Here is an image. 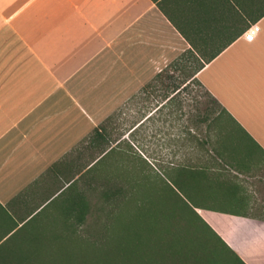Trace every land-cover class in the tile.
Instances as JSON below:
<instances>
[{
	"label": "crops",
	"instance_id": "0c3cea01",
	"mask_svg": "<svg viewBox=\"0 0 264 264\" xmlns=\"http://www.w3.org/2000/svg\"><path fill=\"white\" fill-rule=\"evenodd\" d=\"M254 24L260 30L248 41ZM188 50L211 60L195 78L247 140L246 150L264 153V0H0V252L35 214H82L73 189L79 173L63 185L58 177L86 140L107 141L128 105L158 97L159 85L155 93L143 88ZM170 103L162 98L141 114L125 139L138 133L143 147L150 131L157 142ZM102 126L106 139L92 141ZM213 145L208 167L179 164L174 152L173 168L163 170L179 181L181 191L167 179L187 202L197 201L199 189H213L217 173L241 169ZM230 187L226 207L194 210L245 264H264V222L232 215L244 213L235 211L238 195Z\"/></svg>",
	"mask_w": 264,
	"mask_h": 264
},
{
	"label": "rangeland",
	"instance_id": "374dc122",
	"mask_svg": "<svg viewBox=\"0 0 264 264\" xmlns=\"http://www.w3.org/2000/svg\"><path fill=\"white\" fill-rule=\"evenodd\" d=\"M159 88L162 91L158 97L152 94L142 104L128 105L121 116L118 114L117 121L107 130L106 142L93 145L86 140L69 172L58 177L63 185L79 173L73 189L82 202L78 205L82 222L78 214H38L5 244L11 249L0 252L2 261H16L19 257L6 254L14 251L18 255L21 251L23 255L35 246V264H236L197 219L206 218V214L200 210L197 214L194 208L226 207L221 202L226 188L231 186L240 198L233 204L235 211L244 213L232 215L264 222V153L254 150L250 155L245 148L249 143L232 119L195 82L166 105L157 142L150 137V131L145 132L148 138L145 137L143 147L136 142L138 133L125 139L141 114L160 103L164 90ZM173 90L170 88L167 93L171 95ZM115 141L120 142L116 148ZM213 143L221 151L223 148L238 165L236 169H241L235 172L226 168L217 173L218 177L209 182L213 189L206 192L201 188L195 196L197 201L187 202L174 191L163 170L173 168L170 162L174 161V152L177 163L187 159L196 169L209 166ZM109 146L114 150L87 170ZM142 149L151 164L139 153ZM212 173L216 174L209 171ZM256 189L259 200L253 195ZM22 215L24 218L29 214Z\"/></svg>",
	"mask_w": 264,
	"mask_h": 264
},
{
	"label": "trees",
	"instance_id": "16d2710c",
	"mask_svg": "<svg viewBox=\"0 0 264 264\" xmlns=\"http://www.w3.org/2000/svg\"><path fill=\"white\" fill-rule=\"evenodd\" d=\"M211 60L210 59H199L195 56V53L191 50H188L181 54L175 61H173L164 71L159 73L154 80L149 83L146 87L143 88L142 93L147 92L148 90L153 93L157 91V85L161 87L164 92L161 94L163 100H167V103H170L173 98L178 95L182 90H184L190 83L195 82L198 86L203 88L201 83L195 78V75L204 67L205 64L209 63ZM174 73H178L177 76H174ZM173 88V92H175V95L173 97H170V95L167 93V91ZM161 91V89H159ZM217 102V101H216ZM223 110V109H222ZM224 111V110H223ZM225 112V111H224ZM226 113V112H225ZM109 121V120H108ZM106 139V131L104 127H100L94 130L92 133V141H104ZM108 152L104 154L101 159L105 158L107 156ZM164 175L167 177L169 182L175 187L178 191H181L180 183L178 180H174L173 176L171 173L164 171ZM195 208H198L195 206ZM32 214H29L28 216H31ZM38 214H35L30 220H28L22 228L25 227L26 224H28L32 219H34ZM83 214H78L80 222H82L83 218L81 217ZM198 217V216H197ZM200 217V216H199ZM199 219L207 228L208 230L212 233V235L220 242L222 247L228 252V254H231L235 261L236 264H245L237 255L236 253L225 243L223 242L219 236L205 223V221L200 218ZM23 219L22 221H24ZM21 228V229H22ZM32 248L36 249L35 246ZM40 248H43L40 246ZM38 248V249H40ZM34 249H32L30 252L29 250L28 253H24L21 255V251L18 255H16V252H10L6 254L7 257H19L18 260L16 261H2L0 259V264H35L34 260V255H36V252H33ZM24 252V251H23ZM0 255H2L0 253ZM3 262V263H2ZM34 262V263H33Z\"/></svg>",
	"mask_w": 264,
	"mask_h": 264
},
{
	"label": "built area",
	"instance_id": "2783aa9c",
	"mask_svg": "<svg viewBox=\"0 0 264 264\" xmlns=\"http://www.w3.org/2000/svg\"><path fill=\"white\" fill-rule=\"evenodd\" d=\"M260 30L259 26L257 24L251 25L247 30H246V35H245V39L248 41H251L255 34L258 33ZM251 37V39H250Z\"/></svg>",
	"mask_w": 264,
	"mask_h": 264
},
{
	"label": "snow or ice",
	"instance_id": "6c2138e0",
	"mask_svg": "<svg viewBox=\"0 0 264 264\" xmlns=\"http://www.w3.org/2000/svg\"><path fill=\"white\" fill-rule=\"evenodd\" d=\"M250 39H251V37H250Z\"/></svg>",
	"mask_w": 264,
	"mask_h": 264
},
{
	"label": "water",
	"instance_id": "95a60500",
	"mask_svg": "<svg viewBox=\"0 0 264 264\" xmlns=\"http://www.w3.org/2000/svg\"><path fill=\"white\" fill-rule=\"evenodd\" d=\"M201 217V216H200ZM202 218V217H201Z\"/></svg>",
	"mask_w": 264,
	"mask_h": 264
}]
</instances>
